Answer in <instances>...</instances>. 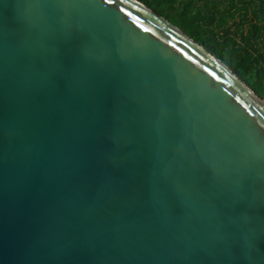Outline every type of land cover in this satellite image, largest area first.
<instances>
[{
    "label": "water",
    "instance_id": "obj_1",
    "mask_svg": "<svg viewBox=\"0 0 264 264\" xmlns=\"http://www.w3.org/2000/svg\"><path fill=\"white\" fill-rule=\"evenodd\" d=\"M0 264H264V98L137 0H0Z\"/></svg>",
    "mask_w": 264,
    "mask_h": 264
},
{
    "label": "trees",
    "instance_id": "obj_2",
    "mask_svg": "<svg viewBox=\"0 0 264 264\" xmlns=\"http://www.w3.org/2000/svg\"><path fill=\"white\" fill-rule=\"evenodd\" d=\"M264 98V0H137Z\"/></svg>",
    "mask_w": 264,
    "mask_h": 264
}]
</instances>
